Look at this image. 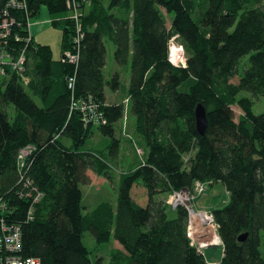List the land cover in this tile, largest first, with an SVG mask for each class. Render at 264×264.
I'll list each match as a JSON object with an SVG mask.
<instances>
[{
	"label": "trees",
	"instance_id": "16d2710c",
	"mask_svg": "<svg viewBox=\"0 0 264 264\" xmlns=\"http://www.w3.org/2000/svg\"><path fill=\"white\" fill-rule=\"evenodd\" d=\"M76 2L78 45L69 13L51 20L61 28L59 58L32 35L29 42L13 36H27L25 21L44 7L67 11L66 0H26V12L9 9L15 23L4 47L24 49L25 61L21 72L3 66L0 73V205L20 227V254L40 264H101L107 250L106 264H209L187 235L186 207L166 202L172 191L191 192L200 182L221 184L228 195L211 209L222 245L216 264H264V110L255 113L254 100L240 95L264 98V0ZM172 36L184 66L168 59ZM104 39L114 44L117 64H130L127 92L114 103L105 102V86L123 87L117 72L104 76ZM67 50L76 54L73 63L62 60ZM89 99L105 123L84 126L74 105ZM198 103L207 116L203 134L195 126ZM232 106L240 109L237 119ZM123 118L136 161L121 162L115 207L103 200L83 212L80 185L90 184L91 173L112 179L119 167L114 124ZM25 178L42 193L32 215L30 199L18 196ZM85 232L94 239L90 248ZM114 240L118 247L108 249Z\"/></svg>",
	"mask_w": 264,
	"mask_h": 264
},
{
	"label": "built area",
	"instance_id": "2783aa9c",
	"mask_svg": "<svg viewBox=\"0 0 264 264\" xmlns=\"http://www.w3.org/2000/svg\"><path fill=\"white\" fill-rule=\"evenodd\" d=\"M1 1V0H0ZM66 7L69 9L70 13L68 14V18L72 19L75 23L76 27V34L72 38L74 43L78 45V42L80 40V37L82 36L81 30H80V20H79V12L77 9V2L76 0H66ZM27 3L26 0H4V3L2 4V7H0V13L2 11V14L0 15V64L1 69L0 73L3 74L5 72L3 66H9L13 68L17 72H21L23 70V64L25 61V54L24 49H15L12 50H6L4 45L8 38L11 36V29L13 23H15V17L13 15H10L9 9L13 10H19V11H27ZM26 30L28 32V35L25 37H20L17 33L14 34L13 38L17 40H29L31 39V22L28 18L26 21ZM173 46V47H172ZM175 49V50H174ZM19 50V51H18ZM18 53L13 55V53ZM74 51V50H73ZM184 50L180 43L176 41V36H172L169 39L168 42V59L169 61L175 65V66H184L185 65V59L184 58ZM67 60L68 62L73 63L74 60H76V54L74 55V52L67 50L64 51L62 60ZM69 87H72L74 84V78L69 77L68 79ZM74 108L79 109L81 111V120L84 123V126L87 125V123L91 124H98V123H105V119L102 116V113L98 111V104L92 99H89L88 101L85 100H78L76 104L74 105ZM26 149L21 151V154L19 155V163L22 167L24 164V160L26 158L27 154ZM140 152V150H137ZM24 187L25 191L20 190L19 191V197L30 199L31 203L28 209V214L32 215V206L33 203H36L39 201V199L42 196V193L38 191L35 188L30 189V184L28 178H25ZM30 183V184H27ZM204 184L200 182H196L195 186L193 188V191L189 190H174L169 194V197L167 199V203L170 204L172 207H175L177 205H184L185 201L187 200V197L189 196L190 199L193 201L196 196H198L200 193L204 191ZM36 191L35 194H33V191ZM184 190V191H183ZM195 192V194H194ZM181 194L184 195L185 198L181 197ZM191 202V201H190ZM186 209L188 210V215L191 210V205L186 206ZM4 209L6 208V205H0V264H40V260L37 257H24L20 254L21 250V231L19 225H17L15 222H9L6 220V218L3 216ZM207 217H209V225L212 227V234L213 237H216L215 235V227L217 231V224L215 223L212 214H206ZM204 228H207V224L201 223ZM206 234L204 230H200V228H196L195 225L192 223V220L190 217H188V225H187V235L190 238V242L192 245L200 246L201 248L203 245H208L213 242V240L208 239H200L196 236H201ZM212 237V238H213ZM199 251L200 248L197 247Z\"/></svg>",
	"mask_w": 264,
	"mask_h": 264
},
{
	"label": "rangeland",
	"instance_id": "374dc122",
	"mask_svg": "<svg viewBox=\"0 0 264 264\" xmlns=\"http://www.w3.org/2000/svg\"><path fill=\"white\" fill-rule=\"evenodd\" d=\"M105 2L107 0H104ZM70 13L69 9L67 11L61 12L59 14H49L47 10L44 8L41 9L40 13L37 16H31L30 22V32L31 28L34 29V27L38 28L40 30L39 34L37 35V42H40L42 44H47L52 49V54L54 58H59L60 56V38H61V28L57 24H51L52 19H58L61 17H64ZM166 16V25L169 27L170 19L172 18L173 14L169 13ZM176 41L179 43V41L176 38ZM104 44L106 48V65L103 68V73L106 78H111L112 75L117 72L119 74V81L121 83V87H123L121 90H116L115 93L109 86H105L104 93L107 98V103H114L119 102L122 98L125 96V93L127 92V85L129 81V75H130V64H124L119 65L116 63L114 59V50L115 46L114 44L107 39H104ZM173 47V46H172ZM184 58H186L184 54ZM249 55H245L242 57L240 61V67L243 66V63L248 62ZM237 77L234 76L230 81L237 82ZM240 95H246L251 97L254 100L253 104V111L255 113H260L264 110V98L262 96H253L251 93L247 91H241ZM36 102L38 103L39 100L36 98ZM126 102V99L124 103ZM235 119H237V116L240 113V109L237 106H232ZM124 118L118 120L114 124L115 128V136L118 137L120 135L121 139L125 142H127V139L129 138V134L132 133V128H125V122ZM123 127V128H122ZM125 128V129H124ZM126 134V135H124ZM98 134L96 133L94 135V138L97 139ZM115 164L119 166L117 169L113 171V178L107 179L103 176H99L96 174L91 173L90 174V184L80 185V188L82 190V206L83 212H86L90 210L93 206H95L98 202L103 200L110 201L113 206L115 207L116 204V196H117V187H118V173L122 169L120 166L122 165L120 161H115ZM184 191V190H183ZM138 193V196H137ZM140 193V194H139ZM195 194V192H194ZM140 195V196H139ZM136 196L140 197L139 199H143L144 193L138 188L136 190ZM168 199V198H167ZM228 200V195L226 194L225 188L221 184H217L215 188L210 186H205L204 191L200 193L195 200H191L190 197H187V200L185 202H190V205H184L190 206L191 210L189 212V217L192 220V223L195 225V227L199 226L200 223H194L192 213L196 214L195 219H199L198 217L201 216V219L204 223L209 224V217L208 220L205 218L204 214H211L212 208H219L222 207ZM201 213L200 216H198ZM204 213V214H202ZM200 230H204L206 233H208L207 228H200ZM208 235H214V234H208ZM215 235L217 236V231L215 227ZM214 238V237H213ZM263 239H264V233H263ZM83 243L86 247L90 248V246L94 243V239L91 236L89 232H85L83 235ZM216 244V245H215ZM110 247H118V244L114 240L110 243L108 249ZM197 247L200 248L202 251L206 261L210 260H220L221 254H222V247L220 245V239H216L213 242L211 241L208 245H203L201 248L197 245ZM264 246H262V249ZM108 252V250H107ZM107 252H102V258H101V264H106L107 260ZM91 257V256H90Z\"/></svg>",
	"mask_w": 264,
	"mask_h": 264
},
{
	"label": "crops",
	"instance_id": "0c3cea01",
	"mask_svg": "<svg viewBox=\"0 0 264 264\" xmlns=\"http://www.w3.org/2000/svg\"><path fill=\"white\" fill-rule=\"evenodd\" d=\"M39 32H40V30H38V28H36V27H34V29L31 28V34H32L34 40L37 39L36 37L39 34ZM114 92L116 93L117 91H114ZM105 97H106V95H105ZM105 102L107 103V98H106ZM117 138L120 139L119 150H118L117 157H116L118 159V161L124 162L123 164H127V165H130L131 163L135 162L136 157H135V154L133 152V149L130 147V145L128 143H126L125 141H123L121 139L120 135ZM216 237L218 239H220V237L218 235ZM220 245H221V240H220ZM221 247H222V245H221ZM207 262L209 264H216L218 262V260H210Z\"/></svg>",
	"mask_w": 264,
	"mask_h": 264
},
{
	"label": "water",
	"instance_id": "95a60500",
	"mask_svg": "<svg viewBox=\"0 0 264 264\" xmlns=\"http://www.w3.org/2000/svg\"><path fill=\"white\" fill-rule=\"evenodd\" d=\"M194 117H195V126L199 134H203L207 127V116L204 106L201 103H198L194 108ZM188 190L187 188H183ZM186 205H190V202H185ZM246 233H242L238 236L239 240H244Z\"/></svg>",
	"mask_w": 264,
	"mask_h": 264
},
{
	"label": "bare ground",
	"instance_id": "6f19581e",
	"mask_svg": "<svg viewBox=\"0 0 264 264\" xmlns=\"http://www.w3.org/2000/svg\"><path fill=\"white\" fill-rule=\"evenodd\" d=\"M175 50V49H174ZM11 68V67H10ZM12 70H14L13 68H11ZM181 197L182 198H185L184 197V195H182L181 194ZM193 215H192V217L194 218L193 219V221H194V223H204L203 221H202V219H201V216L200 215H198V216H200V217H198L199 219H195L196 217V214H194V213H192ZM200 224H198L199 226H197L196 228L198 229V228H204L202 225H200ZM205 224H207V223H205ZM207 229H208V233H204V235H201V236H196L197 238H200V239H208V240H216L217 238L216 237H214V238H212L213 237V235H208V234H212V227H211V225H209V224H207Z\"/></svg>",
	"mask_w": 264,
	"mask_h": 264
}]
</instances>
